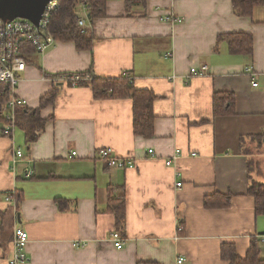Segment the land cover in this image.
Instances as JSON below:
<instances>
[{"label": "crops", "instance_id": "obj_1", "mask_svg": "<svg viewBox=\"0 0 264 264\" xmlns=\"http://www.w3.org/2000/svg\"><path fill=\"white\" fill-rule=\"evenodd\" d=\"M78 12L87 17L84 5ZM86 28L92 49L56 40L26 58L12 91L31 108L55 87L59 94L41 110L45 129L30 145L21 127L0 135V264H9L15 226L29 233V260L19 264H179L181 256L182 264H230L224 243L246 256L251 238L264 237V216L248 194L252 180L264 182V6L250 17L236 14L233 0H144L129 8L108 0L105 16L87 19ZM233 32L252 34V55L230 52L223 37ZM203 65L207 74L191 75ZM90 69L105 78L133 74L137 88L155 94L153 137L135 134L131 98L98 99L88 85L51 77ZM218 91L235 95V113L215 115ZM106 147L136 167H107L98 155ZM177 148L182 153L167 165ZM111 185L126 196L124 230L109 211ZM17 191L19 206L6 200ZM218 193L232 195L230 206L208 208L206 197ZM261 247L264 256L262 240Z\"/></svg>", "mask_w": 264, "mask_h": 264}, {"label": "trees", "instance_id": "obj_2", "mask_svg": "<svg viewBox=\"0 0 264 264\" xmlns=\"http://www.w3.org/2000/svg\"><path fill=\"white\" fill-rule=\"evenodd\" d=\"M108 0H59V5L52 13L49 23V32L56 40L72 41L79 49H92L94 37L91 32L80 25V20L85 18L90 23L96 18L105 16ZM144 0H126L127 8L134 3ZM84 5L87 17H81L78 7ZM264 6V0H233V10L241 16H253L256 7ZM223 36H220L222 39ZM219 38V39H220ZM227 40L231 53H241L246 55L253 54V36L248 32H233L224 35ZM36 49L28 48L26 58ZM65 72L51 77H59ZM81 75H91L88 80L79 81V85H88L93 89L95 98H131L133 100V127L136 135L146 138L153 137L155 134V113L153 103L156 99L155 94L148 89H140L135 85L133 74L125 73L116 78H105L96 76L92 69L87 72H77ZM50 75V74H46ZM60 83L58 82L57 86ZM64 84V83H63ZM70 84V83H69ZM58 87L41 97L40 106L31 108L27 105H18L16 108V127H21L25 131L27 145L34 142L44 131L46 118L41 115V110L53 104L58 97ZM11 84L0 82V135L7 136L5 127L9 124L6 117L7 104L12 98ZM235 95L232 92L218 91L214 94V113L215 115H228L235 113ZM264 139V133L259 136ZM248 194L255 198V209L258 216H264V182L252 180L248 187ZM16 198L19 206L23 194L17 191L11 193ZM232 195L215 194L207 196L205 205L208 208H226L231 204ZM59 207L64 209V202L57 200ZM109 211L115 215L117 226L124 230L126 220V196L123 189L109 186ZM2 214H0L1 220ZM222 257L229 260L230 264H264L262 255L261 240L257 236L251 238L250 248L246 256L238 255L236 247L232 243L222 245ZM137 264H161L156 261H139Z\"/></svg>", "mask_w": 264, "mask_h": 264}, {"label": "built area", "instance_id": "obj_3", "mask_svg": "<svg viewBox=\"0 0 264 264\" xmlns=\"http://www.w3.org/2000/svg\"><path fill=\"white\" fill-rule=\"evenodd\" d=\"M59 5V0L51 1L42 15L38 24L32 20L22 17H17L13 20L3 21L0 19V82H7L11 84L12 91L17 86L20 79V73L26 69V50L28 48H34L37 52H44L49 49L50 46L56 41L54 36L49 32V23L51 21L52 13ZM172 16H165L164 19L170 20ZM181 22L182 19H177ZM80 25L86 29V20L81 19ZM246 70L251 73L252 68L246 67ZM208 73V66L203 65L200 68H191V75H205ZM91 75H81L77 72L70 74H63L57 77L64 84L76 85L81 80H88ZM253 85L257 86L258 83L254 82ZM25 100L12 95L11 100L7 104L6 117L9 120V124L5 127V133H12L16 126V108L18 105H24ZM151 156H155L153 150H149ZM181 149L177 148L174 154L166 160L167 165H172L181 154ZM17 158L23 156L21 149H18L15 153ZM77 154L73 151L71 157ZM99 158L109 168H134L136 166V160L132 157L119 156L111 147L101 148L98 151ZM16 161V159L14 160ZM33 171L26 170V175L31 176ZM181 182L177 183V186H181ZM7 201H12V195L6 196ZM112 240L114 246L122 248L124 245V238L120 232L115 231L112 233ZM264 242V237L261 239ZM29 242V233L21 226H15L13 233L14 248L12 256L9 259V264H19L29 260L27 255V245ZM185 257L178 258V263L182 264L185 261Z\"/></svg>", "mask_w": 264, "mask_h": 264}, {"label": "water", "instance_id": "obj_4", "mask_svg": "<svg viewBox=\"0 0 264 264\" xmlns=\"http://www.w3.org/2000/svg\"><path fill=\"white\" fill-rule=\"evenodd\" d=\"M53 0H0V19L27 18L38 24L47 5Z\"/></svg>", "mask_w": 264, "mask_h": 264}, {"label": "rangeland", "instance_id": "obj_5", "mask_svg": "<svg viewBox=\"0 0 264 264\" xmlns=\"http://www.w3.org/2000/svg\"><path fill=\"white\" fill-rule=\"evenodd\" d=\"M54 79L57 80V81H60L59 79H57V77H55ZM60 82H61V81H60ZM72 85H73V84H72ZM76 85H79V82H78ZM24 105H25V104H24ZM6 134H7V133H6ZM11 134H12V133H9V134H7V136H8V135H11ZM135 167H136V166H135ZM126 169H127V168H126Z\"/></svg>", "mask_w": 264, "mask_h": 264}]
</instances>
